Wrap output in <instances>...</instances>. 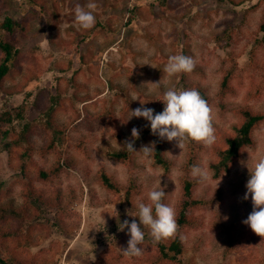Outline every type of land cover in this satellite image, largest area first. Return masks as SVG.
I'll use <instances>...</instances> for the list:
<instances>
[{
    "label": "rangeland",
    "instance_id": "rangeland-1",
    "mask_svg": "<svg viewBox=\"0 0 264 264\" xmlns=\"http://www.w3.org/2000/svg\"><path fill=\"white\" fill-rule=\"evenodd\" d=\"M42 1L51 2V0ZM151 1L153 0H95L96 18L99 16L104 25L110 23L118 29L117 43L108 45L112 38L108 33L109 28L105 26L106 31L99 29L87 41L81 43V52L95 56V62L100 61L104 65L113 63L116 69L122 67L124 60L128 65L140 68L135 89L131 88L127 82L125 67L121 75L114 77V83L129 89L132 97L136 99L139 92H145L148 88L153 90V94H159L160 86L163 87V85L151 84L159 83L163 78V71L158 72L156 58L160 53H169L177 37L181 39V44L188 41L190 46L188 55L196 61L195 67L198 71L192 73L191 79L199 81L211 96L216 95L223 68L230 64L226 59V53L234 52L239 61L234 80L237 94L228 97L227 103L232 107L247 102L256 109L264 110V47L257 46L254 61L249 58V52L263 36L262 32L259 33V26L264 13V0H241L242 4L237 8L239 17L236 20L239 29L232 46L228 49L212 41L213 36L225 27V21L233 17L231 12L233 7L228 2L168 0L170 9L161 10L156 6L154 13H150L148 9H150ZM259 1L261 6L245 15V9ZM87 2L88 0H65L61 10L63 22L59 27L60 36H56V32L50 27L52 22L49 17L32 18L33 10L37 8L34 5L31 6L30 0H12L11 13L17 17H27L31 27L29 38L22 41L20 47L23 51L30 52L35 44H40L46 54L53 53L55 57L61 55L62 51L58 42L61 39L70 38L68 31L71 27L78 31L82 30L75 22L74 9L77 5H84ZM135 5H139L142 12L138 25L140 32L135 31L138 30L136 28L124 26L127 9ZM77 66L78 62L75 64V67ZM108 68L111 69L105 65L100 70V76L105 84L94 78L88 82V92L95 99L105 97L104 94L108 89L106 84L107 76H109ZM78 79L80 82L86 81L83 75H80ZM52 80L53 74L49 72L44 75L42 83L51 85ZM21 81V77L17 76L13 81H8L7 86L19 85ZM172 82L173 77L168 82L169 87ZM250 91L254 93L251 95ZM98 92L102 94L99 96ZM85 93L81 92L82 95ZM4 97L5 94L0 95V108ZM23 97L22 93L12 95L9 97V106L14 107L20 104ZM94 103L88 104V110L91 113L101 109V103L97 106ZM141 106V103H138L132 110ZM120 107L117 104V110ZM143 107L152 108L155 110L154 114L157 113V108L153 106L144 104ZM31 113L32 111L29 114ZM211 114L214 122L221 127H229L234 122L230 112L221 114L215 105ZM130 121L138 123L141 127L146 123L142 117H134ZM59 122L67 126L66 154L74 161L75 167L61 174L55 185L62 188L66 201L75 198L73 211L80 214L81 226L71 236H64L52 230V237L32 248L24 257H31L34 253L40 263L46 261V264H149L139 259L133 260L132 256L123 254L122 249L127 248L130 236L124 241L123 248H115L106 236L110 233L115 238L120 237L119 224L125 220L129 219L130 222L135 220L139 223V218L130 214L137 211L135 205L139 201L147 202V193L154 187L161 186L167 189L168 202L174 207L180 194L179 176L180 167L185 158V148L182 151L175 142H168L167 155L175 163L168 175L164 174L160 167L152 164L151 157L138 158L136 155L134 165L128 169L120 162L107 159L98 151L99 147H104L106 141L110 140L109 133L104 134L103 129L97 127L89 130L79 123L70 122L68 113L60 114ZM121 125L125 133L130 136L129 125L122 122ZM255 135L257 147L248 149L244 161L237 163L229 174L218 179L213 177V172L209 168L208 154H201L200 163L208 169L209 179L204 184L199 183L196 196L208 203L195 213L199 226L181 233L185 245L183 259L187 263L262 264L264 262V236L256 234L243 223L253 211L251 198L244 199L247 191L246 184L250 178V171L246 165L250 157L251 160L248 161L250 165L252 161L264 158V125L256 131ZM34 138L37 146L42 144L40 136L35 135ZM35 159L45 166H50L53 162L51 156L42 158L36 154ZM101 167H104L122 185H127L132 180L134 186L132 205L120 201L119 197L108 193L97 183L95 175ZM12 175L13 172L7 163V152L0 141V181L8 184ZM9 199L16 204L22 202L19 184L12 188ZM77 216L68 219L74 221L79 217ZM47 218L48 224L51 225L53 216L49 214ZM223 226L228 227L230 232L239 239L236 248L230 253L226 252L228 234L223 231ZM144 231L145 235L152 238L150 229L145 227ZM39 235L45 236L43 233ZM144 253L145 248L141 256ZM122 255L123 257L119 258Z\"/></svg>",
    "mask_w": 264,
    "mask_h": 264
},
{
    "label": "trees",
    "instance_id": "trees-1",
    "mask_svg": "<svg viewBox=\"0 0 264 264\" xmlns=\"http://www.w3.org/2000/svg\"><path fill=\"white\" fill-rule=\"evenodd\" d=\"M216 1L228 2L233 7L232 19L226 20L223 30L216 33L212 39L214 43L228 49L232 46L239 29V25L236 24L239 17L237 8L242 1ZM30 4L37 8L33 10L32 18L49 17L52 22L51 29L56 32V36H60L59 27L63 22L61 10L65 0H51V2L30 0ZM139 5L143 4L139 3ZM138 6L127 9L125 28L138 29L142 16L141 8ZM156 6L161 10L171 8L168 0H153L149 4L150 13H154ZM260 6L261 1L245 9V15L257 10ZM11 11L12 0H0V95L5 94L0 108V141L7 152L8 167L13 172L8 184L0 181V264H46V261L40 263L34 253L31 257H24V255L27 256L28 251L52 237V230L64 236H71L79 230L82 221L80 214L73 211L75 198L66 201L62 188L55 185L61 174L75 167L74 161L66 154L67 126L59 122L60 114L68 113L70 122L79 123L89 130L97 127L103 129L104 134L109 133L110 140L106 141L104 147H99L98 151L107 159L120 162L128 169L134 165L136 154L127 151L126 146H123L126 142H133L137 150L155 142L156 152L151 156L152 164L160 167L166 175L171 173L175 163L167 155L168 141L153 135L147 120L142 127L138 123L127 122L129 110L135 108L141 101L157 108V113L162 112L164 103L160 100L164 98V87L160 86L161 90L157 95L149 96L141 91L138 99L133 101L129 89L114 83V77L121 75L125 67L129 86L136 88L140 68L128 65L124 60L119 69H116L113 63H105L111 68H108L109 76L106 80L108 89L104 94L105 97L95 99L88 92V82L92 78L105 84L100 76V70L105 65L100 61L95 62L96 58L92 54H83L81 43L87 41L99 29L106 31L105 26H107L109 36L112 38L108 45L116 44L118 29L110 23L104 25L98 16L92 29L78 31L71 27L68 31L70 38L61 39L58 42L59 45L57 43L62 51V54L57 57L53 53L46 54L40 44H35L30 52H25L20 47V43L29 38L31 29L29 20L27 17H17ZM135 31L140 32V29ZM260 32L263 33L261 40L249 52L251 61H254L257 46L264 47V13L259 26ZM180 41L181 39L177 37L169 53L157 55L159 73L163 71L169 55H188L190 50L188 41L182 44ZM226 59L230 64L222 70L215 96H211L199 81L191 79L192 73L198 71L197 67L191 73H180L173 77L170 87H175L177 90L197 89L211 110L215 105L221 114L230 112L234 122L229 127H221L213 120L217 139L211 147H206L194 140L185 142V158L180 167L179 176L180 194L174 205L178 232L175 236L160 242H155L145 235L142 244L145 253L142 256H132L133 260L139 259L149 264H190L183 259L185 245L181 233L199 226L195 213L208 203L196 196L199 182L191 176L192 165L200 163L201 154L207 153L209 168L213 172V177L218 179L229 174L237 163L244 161L248 149L257 147L255 134L264 125V110L256 109L247 102L232 107L227 103L228 97L237 94L234 80L239 61L234 52L230 51L226 53ZM77 62L78 66L75 67ZM49 72L53 74V83L44 85L43 77ZM80 75H83L86 81L80 82L78 79ZM17 76L21 77V83L8 87L7 82L13 81ZM81 92L86 93L82 95ZM19 93L24 95L22 102L10 107L9 97ZM253 93V91L249 92L251 95ZM101 94L98 92L99 96ZM93 102L96 106L101 103V109L91 113L88 110V104ZM117 104L121 106L119 110H117ZM31 111L34 112L33 117L32 113L29 114ZM121 122L129 125L130 136L123 130ZM133 128H137L140 132L138 139L132 137ZM35 135L42 139V144L39 146L36 144ZM36 154L42 158L51 156L52 164L42 165L35 159ZM95 177L97 183L108 193L132 205L134 187L132 180L127 185H122L104 167L97 171ZM16 184L21 186L22 202L20 204L9 199L12 188ZM164 190L167 194L165 202L169 203L168 191ZM49 214L53 216L51 225L47 221ZM75 215L79 216L77 220L68 219ZM223 231L228 234L226 252L230 253L236 248L239 239L230 232L228 227L223 226ZM41 233L45 236L41 237L39 235ZM128 236V230L125 229L121 231L118 238L110 233L106 237L115 248H123V243Z\"/></svg>",
    "mask_w": 264,
    "mask_h": 264
},
{
    "label": "clouds",
    "instance_id": "clouds-1",
    "mask_svg": "<svg viewBox=\"0 0 264 264\" xmlns=\"http://www.w3.org/2000/svg\"><path fill=\"white\" fill-rule=\"evenodd\" d=\"M97 3L88 0L84 5H77L74 9L75 22L79 28L88 30L96 24ZM196 66L192 56L184 54L169 55L163 69V78L158 86L163 85L164 109L155 113L152 108L141 107L129 110L127 122L135 118H144L149 122L153 135H158L161 140L175 142L176 146L184 149L185 142L194 140L201 142L206 147H211L216 142V129L213 122L212 110L201 93L195 89L177 90L169 87L170 78L180 73H191ZM154 67V66H153ZM151 88L146 89L145 95H152ZM137 100L133 97V101ZM140 132L137 128L132 129V137L138 139ZM127 151L135 153L138 158H150L155 150V142L150 146L145 145L137 150L133 142H126ZM171 153V152H170ZM172 154V153H171ZM173 155V154H172ZM177 156V155H174ZM179 156V155H178ZM177 156V157H178ZM251 160V157L248 161ZM247 161L250 178L246 184L244 199L251 198L253 211L243 221L256 234L264 236V158ZM191 176L199 183H206L209 179L208 169L202 164H194L191 167ZM166 192L161 186L153 188L147 193V202L139 201L135 207L137 211L132 216L139 218V223L128 220L119 224L121 231L127 229L130 239L123 254L129 256H140L143 252L142 244L145 240V227L150 229V235L155 242L173 237L178 232L176 211L169 203L165 202Z\"/></svg>",
    "mask_w": 264,
    "mask_h": 264
},
{
    "label": "crops",
    "instance_id": "crops-1",
    "mask_svg": "<svg viewBox=\"0 0 264 264\" xmlns=\"http://www.w3.org/2000/svg\"><path fill=\"white\" fill-rule=\"evenodd\" d=\"M262 264H264V262Z\"/></svg>",
    "mask_w": 264,
    "mask_h": 264
}]
</instances>
